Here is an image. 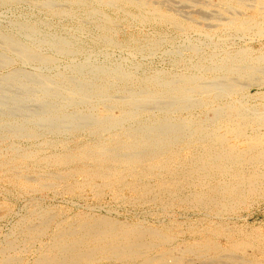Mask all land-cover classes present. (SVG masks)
I'll return each instance as SVG.
<instances>
[{
    "label": "bare ground",
    "instance_id": "bare-ground-1",
    "mask_svg": "<svg viewBox=\"0 0 264 264\" xmlns=\"http://www.w3.org/2000/svg\"><path fill=\"white\" fill-rule=\"evenodd\" d=\"M70 1H72V0H70ZM95 1L98 4L103 5V6L104 5H109V6L112 5V6H115L117 8L118 7L122 8V6H124V5H129V6L132 5L134 7H137V9L139 8L141 11H147V9L149 8V4H150L146 0H95ZM158 1H160V2H158V5H159V4L163 3L164 1H168V0H158ZM194 1H197V0H181V2H183V4L185 3L186 5H188V8L190 6L191 7H198V8H200L201 11H204L206 13H208V12L210 13V9H209L210 6L208 4V0H198L199 2H197V3H194ZM216 1H218V0H216ZM30 2H32V1H30ZM149 2L152 3L154 1H149ZM210 2H212V1L210 0ZM255 2L256 1H254V3ZM67 3H68V1H67ZM69 3H72V2H69ZM87 3H89V2L87 1ZM91 3H93V2H91ZM82 4H85V2H83ZM156 4H157V2H156ZM213 4L214 3H212V5ZM57 5H62V4H57ZM161 5L163 6L164 4H161ZM216 5L218 6V7H216L217 8V10H216L217 14L223 20L222 22L217 23V24H223L227 29L236 30V32L248 33V32L253 31V32H255L256 35H259V36L264 34V23L260 22L258 19L260 17V14L261 13L263 14V12H264V0H257V4L253 7L254 11L250 12L252 14L247 16V17H245L243 14L246 12V9L248 8L246 3H237L236 0L235 1L223 0L220 2V4L216 3ZM53 6L54 5H52L50 2L47 3V7H49L50 11L53 14L54 13L56 14L57 9L54 8ZM153 6H155V5H153ZM69 9H70V7H69ZM88 9H90V8H88ZM137 9H136V11H139ZM193 9H194V11L196 10V8H193ZM249 9H250V7L248 8V10ZM84 10H86V8ZM128 10H129V8H128ZM201 11L199 13H201ZM249 11H251V10H249ZM63 12H61V14ZM91 12H95V10H91ZM91 12H89V13L87 12L85 14L86 15L87 14H93ZM131 12H132V9H131ZM152 12H153V10H152ZM152 12L150 14H152ZM155 12H156V14H154ZM155 12L153 14L159 20L168 21V22H170L168 24L172 23V24L176 25L178 27L177 29L182 28L181 30H183V28L186 29L187 26L188 27L191 26V25L187 24V22H184L183 19L176 16L174 14V12H172L173 14L171 13V15L170 14L169 15L164 14L163 10H162L163 13L159 12L158 10ZM204 12H203V15H205ZM124 13H126V12H124ZM143 13L144 12H142V14ZM147 13H149V12H147ZM147 13H144V14H147ZM195 13H197V12H195ZM64 15H66L65 12H64ZM66 16H68V15H66ZM70 16H71V13H70ZM130 16H129V19H130ZM142 16L143 15H141V17ZM206 16H208V15H206ZM132 17L134 19V16H132ZM143 17H147V16H143ZM183 17H184V15H183ZM211 17H213V15H211ZM211 17H210V19H211ZM140 19H142V18H140ZM107 20L108 19H106V22H107ZM110 20H108V21L111 24L112 22H110ZM115 20H117V19L115 18ZM22 21H21V24L23 23ZM30 21H31V19H30ZM116 23H119V22H116ZM25 25H26V23H25ZM174 25H171V26L173 27ZM161 26H162V23H161ZM101 27H103V26H101ZM219 27H221V26H219ZM191 28H193V27H191ZM23 29H26L28 31V33H31V35L32 34L35 35V33H33V32L36 31V28L33 29V28H29V27L27 28L26 27ZM104 29L105 28H103L102 30H104ZM213 29H215V28H213ZM216 30H218V29L216 28ZM82 31H84V30H82ZM115 31H117V29ZM185 31H187V30H185ZM20 32H21V29H20ZM108 33H109V31H108ZM194 33H196V32H194ZM250 36H251V33H250ZM41 37H44V36H41ZM1 38H2V36H1ZM49 38H51V37H49ZM110 39H112V38H110ZM18 40H16L13 37H6L2 40L3 41L2 44L5 48V50H7L8 52H12V53L15 52L16 55L19 54L26 61L31 60V62H32V60L36 61L37 59H40L41 62H44V63L49 62L50 63L51 59L49 57H47V56H46L47 58L45 56H44V58L39 57L38 55H40V54H37V52H36L37 50H35L31 46L22 45L21 43H19ZM217 40H219V39H217ZM102 41H104V43H106V44L110 43V40L108 38H103ZM111 43H112V40H111ZM148 43H149V41H148ZM150 43H151V46L156 47L157 44H159V41L157 43L155 40V42H150ZM115 44H117V42ZM189 44H190V42H189ZM52 46L56 49L57 48L60 49L59 51H61L62 54H63V52H65L68 49V44H66L62 41H58V40L55 42L53 41ZM69 47H71V46H69ZM40 48H41V46H40ZM246 50H247V48H246ZM227 51H225V52H227ZM196 52H198V51H196ZM249 52H250V50H249ZM177 53H179L178 50H177ZM213 56H211V57H213ZM216 56H217V54H216ZM216 56H214V57H216ZM247 56H249V55L246 51H241V52H237V53L235 52V54H232L230 57V59L232 61L233 60L235 61V64L233 63L234 67L231 64L228 66V68L227 67L222 68L220 71H215V68L209 66L210 68L209 67L204 68L205 73L203 72L204 74H202V75H193V74L186 75L187 74L186 73L184 76H181V77L176 78V79H173V78L172 79H165V78L163 79V77L161 78L158 75V77H155V78L153 76L154 79H152V80L150 78H149L150 80H147V81H145V79L141 80L143 82H141V84L139 83L140 86H142L139 90L134 91L135 88H134L133 92H131L129 90L130 94H129V96L124 98V100L119 101V102H114V105L112 104L113 103V101H112V103H110L111 105H108V106H112V108L115 106L114 108L117 107L119 109L120 113L119 112H117V113H119L120 115L118 114L119 116L117 115V117L112 116L113 114L110 115L109 113H113V111H111V112L107 111L108 108H107V110H104V114L105 113L106 114L104 117L102 116L103 119H99V120L97 119V116H96V119H94L95 116L92 118V117L88 116L89 114L84 115L83 112H82V114L73 113V115H72L71 113H68V114L64 113L62 109L61 110L64 114H62V112L60 110H50L48 112V109H47V111H44V113H43V114H45V112L46 113L48 112L47 115L45 114V116L42 115L41 117H38V124L40 125V123H46L47 122L49 127H48V125H46V126L49 128L48 130L52 132V135H53V133H58V132L63 131V130L65 131L67 127L66 128H63V127L66 126L67 124H72V127L75 131L76 128H82V127H80L82 122H84V121L88 122V120L89 121L91 120V122H89V123H91V125L87 124L86 127L89 125L88 128L91 130L92 133H94L95 135H101V134L105 133L107 135H106L105 139H99V140L93 141L91 143H89L87 141L88 144L86 142V144H84L85 146H83L79 149H74V148L70 149V147L66 146L65 143L62 144V146L64 148L63 153H61V154H59V153L55 154L54 153V155H52L49 158L47 156V159L50 162L56 164L54 166L57 167V165H60V166L66 165L65 167H67L70 164H72L74 161L81 162V164L83 163L84 165H82V166L80 165L81 167H78L77 169H75V171H74V168L76 166L75 167L73 166L74 167L73 170L70 169L67 172V174L63 175L64 174L63 173L62 176L61 175H55V176L53 175L54 177H49V178L45 177L46 180L41 179L42 180V181H40L41 184L36 182L35 181L36 179H34V178H33L34 179L33 181L35 183H38L39 185H41V187H43V190H45L44 188H48V189H50V190L52 189V191H54L55 189L53 190V188H55L57 185H59L63 180H66L69 177L80 176L83 178V180L85 182L84 184H88L89 185L88 188L90 186H92L94 188L93 190H95V192L99 195V197H100V195L103 196V193H105L107 191H111V192L114 191L116 189V187L118 188L119 186H125L126 188H129L130 190L135 192V194L139 200H147L149 202L154 201V202L159 203L163 208H169L172 206L173 207L174 206H181L183 204L187 205V206L190 205L191 207L193 206L196 209L198 208L201 211H205L207 214L208 213L214 214V215L218 216L219 218H221L222 220H224L225 216L230 215L231 213H233V214L236 213L237 208L240 207L243 200L245 201V199H248L250 197L252 198V196H257L263 190L262 187L264 186V121H263V124H261V123H259L260 122L259 119L264 117V109L262 111L260 110L261 112H259V111H257V109L259 108V106H258V108L256 107L257 108L256 111L254 109L251 110L248 107L247 108L244 107L243 103H242L243 105H241V104L236 103L235 101L231 102L230 105H227L228 107L222 108V106H220L217 103L219 100H221L222 97H224L226 95H228V96L229 95L232 96V94L237 95L238 93L241 92V90L244 86L248 85V83L250 84L251 82L258 80L259 74L264 72V67L261 66V63L264 62V55L263 56L259 55V58H257V60L255 62H249V63L246 60ZM22 57H21V60L23 59ZM205 59L207 60V58H205ZM86 60H88V59H86ZM228 61H229V59H228ZM225 62H227V61H225ZM38 63H39V61H38ZM218 63H220V62H218ZM218 63H216V64H218ZM213 64H214V62L212 63V65ZM216 64H214V65H216ZM82 66H84V65H82ZM79 68H81V66ZM115 69H117V68H115ZM77 70L79 71L78 68H77ZM77 70H76V72H78ZM222 70L223 71L225 70V72H227V75L226 74L221 75L223 78L222 80L224 82L220 78V80L223 82V86H221L222 85V82H221L220 83L221 85L218 83L220 87H218V84L217 85L214 84V85H216L214 87L213 86V83H215L214 81H212L213 82L212 85L203 84L204 83L203 79L208 80L209 74L213 71L216 73V77H214L213 80L216 81L217 78L220 77V75H218V72H221ZM12 71H13V73L15 72L14 70H12ZM80 72L81 71H79L78 73H80ZM230 73H236L237 78L242 83H240V81L238 83L237 82L238 80L234 81L235 77L233 76L234 78H232ZM15 74L16 73H14V75L8 74L9 77H7L8 75L6 74V76H5L6 80L5 81H7V80L11 81V79H16V77L21 75V74L17 75L18 73L16 75ZM93 75H96L95 77H97L99 80L101 79L104 81V83L101 81L103 83V85L101 84L102 86H97L98 84L96 85V82L93 81L92 79H88V80L85 79V80H87L86 82H84L85 80L84 81L82 80L83 82L78 83L77 85H73L72 82H69V80L65 79L67 81V83L70 85L69 86V93H67V95L64 93L62 94V92L60 90L61 88L58 85H56V83L54 82L55 80L52 81L50 79H40L39 76H37L38 78L37 77L36 78L40 79L39 80V89H40V91H42L43 95L46 97L47 100L53 101V99H56V98L59 99V97L63 95V97L64 96L66 97V101L68 103L71 100L75 104H86L89 102H91V104H92L91 100L94 98H97L98 102L101 105H103L104 102L107 103L109 100H111L110 99V96L112 97V95L110 93L111 91L106 86L110 85V83L112 81L120 80L122 82L123 81L124 82H130L133 79L131 75L122 73L121 71H119V69L118 70H108V68H106V69H101V68L95 69V70H93ZM22 76L25 77V75H22ZM93 78H94V76H93ZM27 79H29V78L27 77ZM37 79H35L36 81L32 80V83L38 82ZM16 80H15V82H16ZM218 80H219V78H218ZM29 81H31V79H29ZM8 82L9 81H7V83ZM18 82L21 83V81H18ZM112 83H115V82H112ZM206 83L208 84V82H206ZM120 84H122V83H120ZM151 85H155V86L159 87L160 90L159 91L152 90L151 88H149V86H151ZM125 86H127V85H125ZM110 87H111V85H110ZM134 87H136V86H134ZM157 87H156V89H157ZM112 88L114 89V87H112ZM117 88H119V87H117ZM124 88H126V87H124ZM113 89H111V90H113ZM129 91H127V92L129 93ZM196 91H198L201 95V97L199 96L200 98L197 97L198 98L197 100H195V96H194V98L192 97V93L196 92ZM97 99H96V103H97ZM237 100H239V99H237ZM63 102H64V100H63ZM49 105H51V104H49ZM150 105H153V107L155 105L157 108H160L159 111L163 112L162 115L160 114L161 116L159 115L158 117H155L152 114L153 112L151 111L152 112L151 114L155 118L153 117V119H151V120L147 119V117L145 119L141 118L140 116H142V114L147 116L146 112H148V111H146V110L149 109ZM97 107H98V105H97ZM196 107H199L201 110V113H200L201 116L199 115L200 118L196 121L194 119H193V121L188 119L189 121L187 122V121H183V119L179 120L178 118L177 119L168 118V117H170L168 115V113H171L173 115L178 110H181V109L192 110ZM260 108H262V107H260ZM93 109L96 110L97 108L93 107ZM154 109H155V107H154ZM190 110H189V112H190ZM76 112H80V111H76ZM98 112H100V110ZM193 112H195V110ZM11 113H14V112L12 111ZM15 114H16V111H15ZM69 114H71V115H69ZM94 114L95 113H93V115ZM21 115H23V114H21ZM90 115H91V113H90ZM29 116L30 115H28V117ZM36 118H37V116L35 117V119ZM33 119H34V116L32 117L31 121H33ZM18 120H20V119H18ZM31 121H30V123H32ZM126 121H130V122L133 121V122H135V124L131 128H129V129L127 128L126 130L125 129L123 130L121 128V126L124 125L123 123H125ZM35 123H37V119H36ZM38 124H36V125H38ZM84 126L85 125H83V127ZM21 127H23V126H21ZM19 128H15V129H19ZM20 129L16 130V131L18 133L29 135L28 137L35 136L39 132L38 128L33 126V125L26 128V129H23V130H20ZM262 129H263V131H262ZM248 130H251V131L249 132ZM13 131H12V133H13ZM15 132H14V135L16 134ZM46 133H47V131H46ZM61 133H64V132H61ZM39 134H41V133H39ZM4 135H1L0 138L2 136L4 137ZM41 135L43 136V133ZM70 136H71V134H70ZM8 137H10V136H7V138ZM18 137H20V136L18 135ZM21 137H23V136L21 135ZM72 137H75V135ZM12 138H13V136H12ZM15 138H16V136H15ZM102 138H104V137H102ZM32 139H33V137H32ZM41 139H42V137H41ZM66 139H69V138H66ZM2 140H3V138H2ZM29 140H30V138H29ZM49 140H51V139L49 138ZM2 143H4V142H2ZM2 143L0 142V145ZM12 143L15 145L14 142H12ZM49 143H50V141H49ZM5 144H6V142H5ZM41 144H43V143H41ZM59 144H57V146ZM18 146H20V145H18ZM32 146H33V144H32ZM41 146H43V145H41ZM50 146H52V143ZM1 147H2V145H1ZM7 147H9V146L7 145ZM11 147H13V146H11ZM21 148H22V146H21ZM44 148H47V146ZM53 148H55V147H53ZM77 148H78V146H77ZM5 149H7V148H5ZM13 149H14V147H13ZM17 150H16L17 153L16 154L14 153L15 155H19V153H21V152H19L20 149L18 151ZM42 150H43V148H42ZM11 151L14 152V150H11ZM27 152H25V153H27ZM6 153H7V151H6ZM32 153H34V151ZM20 155L23 156V154H20ZM26 155H24L25 159H26ZM30 155H32V154H30ZM48 155H51V154H48ZM14 158H11V159H14ZM3 159H4V156H3ZM20 159H22V157ZM32 159H34V158H32ZM7 161H9V160L7 159ZM18 161L19 160H17V162ZM46 161L47 160L45 159V162ZM11 162H13V160ZM50 162H48L49 165H50ZM38 163H40V162H38ZM8 164H10V161ZM30 164L31 163H29V165ZM14 165H16V164H14ZM6 166H7V164H6ZM21 166L22 165H20V167ZM77 166H79V165H77ZM1 167H3V166H1ZM27 168H29V167H27ZM12 169H14V168H12ZM4 170H5V168H4ZM19 171H20V169H19ZM57 173H59V172H57ZM2 174H1V176H2ZM38 174L40 175V173H38ZM54 174H55V172H54ZM11 175H12V173H11ZM22 175H23V173H22ZM30 176H32V175H30ZM51 176H52V174H51ZM14 178H16V176ZM35 178H36V176H35ZM39 178H41V177H39ZM18 180H20V179L18 178ZM97 180L100 182V184H97ZM28 181H31V180L28 179ZM28 181L24 180V177H23V179H21L20 183H23L25 186V185H29L31 183V182L28 183ZM66 181H68V180H66ZM66 181H65V183H66ZM78 182H80V181H78ZM78 182L76 184H70V183L66 184L64 186V188L61 185L60 186L63 189H65L66 192L73 193L79 187L81 189L80 183H82V182H80V183H78ZM15 183H16V181H15ZM21 187H23V186H21ZM82 187H84V186H82ZM24 188L25 187H23V189ZM36 188H37V186H36ZM38 188H39V186H38ZM2 189H4V187H2ZM20 190H21V188H20ZM38 190L39 189H37V191ZM90 190H92V189H90ZM55 191H57V189ZM120 192H118V194H120ZM59 193H60V191H59ZM97 194H95V195H97ZM95 195H94V197L96 198ZM11 196H12V194H11ZM32 196H33V194H32ZM92 196H93V194H92ZM105 196H106V194H105ZM80 197L82 198V196H80ZM125 197H127V196H125ZM12 198H14V197H12ZM122 198H123V196H122ZM54 199H56V198H54ZM116 199H118V198H116ZM128 199H129V197H128ZM17 201H18V199H17ZM25 202H27V201H25ZM35 202H38V201H35ZM30 203H31V201H30ZM33 208H35V207H33ZM47 208H49V207H47ZM50 208H52V207H50ZM28 209H30V208H28ZM182 209H183V207H182ZM196 209L194 211H196ZM51 211L38 208L32 213L30 212L31 213L30 216L29 215H28L29 217L26 216L27 219H25V217H24L25 220L22 218L24 221L21 222V224L23 223V225H22V228H21L20 233H19L20 235L18 237H15L13 240H9L8 242H6L4 251L2 250V253L0 252L1 253L0 264H19V262L21 261V258H19L18 255L14 256L15 253H14V255L12 253L17 251L18 245L21 242H22L23 246L25 245L27 247V245H30L29 247H35L36 248L35 251L37 252V254H36V256H34V258L30 261L29 264H98V263L100 264V262L102 260H106L110 264H111V262L112 263L115 262L114 264H264V234H260V235L255 234V235L249 236L248 238L235 239V237L233 238L232 236H230L231 232L232 231L234 232V230L232 228H229L225 224H219L221 220L219 221V223L217 222L218 225L214 229H209V230H212V231H209V233H211V235L209 234L210 236H207L205 238L199 237L200 239L197 241L195 240L196 241L195 243H187L186 242L183 244V246L179 247V249L178 248L171 249L169 252L167 250H166L167 252H162V251L159 252V248H161V246L169 245V247H170V245L172 244V242H174V240L170 237L171 236L170 234H169L170 236L165 235L166 231H165V233H163L156 228L150 227L149 224H148L149 226L148 225L146 226L142 222H138V223L137 222L136 223L131 222L130 223V222H126V221H120V220L116 219L115 217H111V216H107V215H102V214L96 215V214H88V213L82 214L81 213L76 218H74V220L71 222H68L67 220H63V221L57 220L59 222L55 223V227L52 229V232H50L49 229L52 228L51 224L53 223V214ZM194 211H192V212H194ZM3 212H4V210H3ZM93 212H94V210H93ZM1 214H2V212H1ZM7 214L9 216L8 212H7ZM106 214H108V213H106ZM5 215H6V213H5ZM75 215H72V217ZM59 218L61 219V217H59ZM154 218H156V217H154ZM172 218H174V217L172 216ZM70 219H71V217H70ZM199 221H200V219H199ZM215 222L216 221H214V223ZM204 223H205V225H207L206 222H204ZM221 223H223V222H221ZM16 224H18V222ZM180 224H182V223H180ZM245 226H246V224H245ZM204 227H206V226H204ZM201 228L203 229V227H201ZM18 230H19V228H18ZM167 231L169 232L168 229H167ZM193 232L195 233V231H193ZM194 233H192V234H194ZM227 233L230 235H227ZM196 236H199V235H196ZM220 238H223L227 242L226 243L227 245H225V246L222 245L219 242ZM171 248H172V246H171ZM23 249H25V248L23 247ZM30 249H32V248H30ZM152 249L153 250L158 249V254L157 255L151 254ZM162 249H163V247H162ZM249 249H253V250L255 249V252L259 251L258 253H260L262 255L263 259L258 260V259H255L256 257H254V256H253L254 260H251L249 258L247 259L245 257L244 253H246V251ZM168 250H169V248H168ZM211 252H212V255L210 254ZM156 253H157V251H156ZM240 253H243L244 255L243 254L239 255ZM16 254H18V252ZM154 254H155V252H154ZM20 255H22V254H20Z\"/></svg>",
    "mask_w": 264,
    "mask_h": 264
},
{
    "label": "rangeland",
    "instance_id": "rangeland-1",
    "mask_svg": "<svg viewBox=\"0 0 264 264\" xmlns=\"http://www.w3.org/2000/svg\"><path fill=\"white\" fill-rule=\"evenodd\" d=\"M30 1H32L33 3ZM67 1H68V3H67ZM67 1L66 0L65 1L64 0H47V1L46 0H0V106H1L0 107V128H1L0 129V136L5 134L4 137L2 136L0 138V142L1 143L4 142L1 144L2 147L0 145V163L2 164V165L0 164V168H1L0 169V206L4 203L0 207V209L2 208L1 209L2 211L0 210V218H1L0 219V252L2 253V250L4 251L6 242H8L9 240H13L15 237H18L20 235L19 233H20V230H21L22 225H23V223L21 224V222H23L25 219H27V217H29L30 214L38 208H41L43 210L44 209L49 210V211H51L53 209L51 211L53 214V223L51 224L52 228L49 229L50 232H52V229L55 227L56 222H59L60 220L61 221L67 220L68 222H71L74 220V218H76L81 213L82 214H87V213L88 214H96V215L102 214V215L115 217L116 219H118L120 221H126V222H130V223L131 222L132 223L142 222L146 226L149 224L150 227L156 228L163 233H165V231H166L165 235H168V236L171 235L170 237L174 240V242H172L170 247H169V245L161 246V248H159V252H161V251L162 252H167V251L169 252L171 249H176V248L179 249V247L183 246V244L186 242L187 243H195L200 238H205L207 236H210L211 233H209V231H212V230H209V229H214L218 225L220 220L221 221L219 224H225L229 228H232L234 230V232L233 231L231 232V235L228 233H227V235H230L233 238L235 237V239L248 238L249 236L255 235V234L256 235L257 234L258 235L264 234V193H263L264 192V186L262 187L263 190L261 189L262 191L257 196H252V198L250 197L248 199H245V201L243 200L240 207L237 208L236 213H234V214L231 213L230 215L225 216L224 220H222L221 218H219L218 216H216L214 214L208 213L209 214L208 215L205 211H201L200 209H198V208L196 209L195 207H193V206L191 207L190 205H188L189 207L187 205H184V204L181 205L183 207V209L181 206H174V207L172 206L169 208H163L157 202H154V201L149 202L147 200H139L137 198L135 192H133L129 188H126L125 186H119L118 188L116 187V189L112 192L107 191V192L103 193L104 197L102 195H100V197H99V195L95 192V190H93L94 188L92 186H90L88 188L89 185L84 184L85 182H84L83 178L80 176L69 177L66 179L68 181L63 180L59 185H57L55 188H53V190L57 189V191H55V190L52 191V189L50 190L48 188H44L45 190H43V187H41V185H39L38 183L41 184L40 181L44 180L45 177L49 178V177H54L55 175H61L62 176L63 173H64L63 175L67 174V172L70 169L73 170V168L75 166L76 167L74 168V171L78 167H81L82 165H84L83 163L81 164V162L74 161L72 164H70L67 167H65L66 165L65 166L64 165L63 166L57 165V167H56V166H54L56 164L50 162L47 159V156L49 158L52 155H54V153L55 154L56 153L57 154L63 153L64 148H63L62 144H64V143L66 144V146L70 147V149H72V148L79 149V148L85 146L84 144H86L87 141L89 143H91V142L97 141L99 139H105L107 134L103 133L101 135H95L94 133H92L91 130L88 128V126L91 125V123H89V122H91V120L90 121L88 120V122L87 121L82 122L83 124L81 123V126H80L82 128H76L75 131L72 127V124H67L66 126L63 127V128L67 127L65 131L63 130V131L58 132L60 135L58 133H53V135H52V132L48 130L49 125L47 124V122L46 123H40L39 122L40 125L38 124V117H41L42 115L45 116V114L47 115L50 110H60L61 112L63 110L64 113H67V114L71 113L72 115H73V113L82 114V112H83L84 115L89 114L88 116H90L92 118L95 116L94 119H96V116H97V119L99 120V119H103V117L106 114V113L104 114V110H107V108H108L107 111H110V112L113 111V113H109L110 115L113 114L112 116L117 117V115L120 113L119 109L117 107H116L117 109L114 108L115 106L112 108V106H108V105H111L110 103H112V101H113L112 104L114 105V102H119V101L124 100V98L129 96L130 91L133 92L134 88H135L134 91L139 90L142 87V86H140L141 82H143L141 80H144V79H145V81L150 80V79L152 80L155 77H158V75L161 78L163 77V79L164 78L165 79H172V78L176 79V78H179L181 76H184L186 73H187L186 75H188V74L202 75L205 73L204 68H207L209 66L215 68V71H220L222 68H225V67L228 68V66L231 64L234 67L235 61L234 60L232 61L230 59V57L232 54H235V52L237 53V52H241V51H246L249 55V56H247L248 59L246 58L248 63L249 62H255L257 60V58H259V55H262V56L264 55V51H263L264 50V34L259 36V35H256L255 32H253V31L248 32V33L236 32V30L227 29L223 24H217V23L222 22L223 20L217 14V11H216L217 8L216 7H218V6L216 5V3L220 4V2L223 0H218V1L211 0L212 2H210V0H208V4L210 6V8H209L210 13L208 12L209 14L204 12V11H201L200 8H198V7H191L190 6L191 7V8L189 7L191 9L190 10L188 8V5H186L185 3L183 4V2H181V0L164 1L163 3H161V4H164L163 6L161 4H159L160 6L158 5V2H160L158 0L157 1L156 0H146L148 3H150L147 11H141L139 8L137 9V7H134L132 5H130V6L124 5V6H122V8L121 7L117 8V7L112 6V5H110V6L104 5L103 6V5L98 4L95 0H76V1L75 0H72V1L67 0ZM87 1L89 3H87ZM149 1H154V2L151 3ZM233 1H235V0H233ZM238 1L236 0L237 3H246L248 8L250 7L249 10H251V11H249L247 8L246 12L243 13L245 17L252 14L250 12L254 11L253 7L257 4V0H248L249 2L247 0H238ZM254 1H256L255 2L256 4L254 3ZM49 2L52 5H54L53 6L54 8L57 9L56 14L55 13L53 14L50 11L49 7H47V3H49ZM69 2H72V3H69ZM83 2H85L86 5L82 4ZM91 2H93V3H91ZM156 2H157V4H156ZM197 2H199V1L198 0L194 1V3H197ZM212 3H214V4L212 5ZM57 4H62V5H57ZM153 5H155V6H153ZM126 6L129 8V10ZM69 7H70V9H69ZM85 8H86V10H84ZM88 8H90V9H88ZM193 8H196V10L194 11ZM131 9H132V12H131ZM136 9L139 11H136ZM91 10H95V12H91ZM152 10H153V12H152ZM154 10L155 11L158 10L161 13L164 12V14H167V15H169V14L171 15V13L174 12V14L176 16L180 17L181 19H183L184 22H187V24H189L191 26L190 27L187 26L186 29L183 28V30H181L182 28L177 29L178 27L176 25H174L172 23L168 24V23H170L168 21L159 20L154 15V14H156V12ZM162 10H163V12H162ZM199 10L201 11V13H199L200 12ZM63 11L68 16L64 15ZM61 12H63V13L61 14ZM87 12L88 13L91 12L93 14H87L86 15L85 13H87ZM124 12H126V13H124ZM142 12H144V13L149 12V13H147V14L143 13L142 14ZM151 12H152V14H150ZM195 12H197V13H195ZM203 12L205 15H203ZM70 13H71V16H70ZM141 15L147 16V17H143V16L141 17ZM183 15H184V17H183ZM206 15H208V16H206ZM211 15H213V17H211ZM129 16H130V19H129ZM132 16H134V19ZM210 17H211V19H210ZM115 18L117 20H115ZM140 18H142V19H140ZM30 19H31V21H30ZM106 19H108V20L111 19L110 22H112V23L114 22V23L110 24L108 20L106 22ZM258 19L260 22L264 23V12H263V14L262 13L260 14V17ZM21 21L23 22L22 24H21ZM116 22H119V23H116ZM25 23H26V25H25ZM161 23H162V26H161ZM171 25H174V26L172 27ZM101 26H103V27H101ZM219 26H221L222 28ZM26 27L27 28L28 27L33 28V29L36 28V31L33 32V33H35V35L34 34L31 35V33H28V31L26 29H23ZM191 27H193V28H191ZM103 28H105V29L102 30ZM107 28L108 29L110 28V29L108 30ZM213 28H215V29H213ZM216 28L218 30H216ZM20 29H21V32H20ZM116 29H117V31H115ZM184 29L187 31H185ZM82 30H84V31H82ZM108 31H109V33H108ZM194 32H196V33H194ZM250 33H251V36H250ZM1 36L3 39L6 37H13L16 40L19 39L18 41L22 45L31 46L35 50H37L36 51L37 54L41 55V56L38 55L39 57H41V58H44V56L49 57L51 59L50 63L48 62L49 63L48 64V63L41 62L40 59H37L36 61L32 60V62H31V60L26 61L19 54L16 55L15 52L14 53L8 52L7 50H5V48L2 44L3 39L1 38ZM41 36H44V37H41ZM49 37H51V38H49ZM101 38L102 39L108 38L110 40V43L109 44L104 43V41H102ZM110 38H112V39H110ZM217 39H219V40H217ZM57 40L68 44V49L65 52H63V54L61 53V51H59L60 49H58V48L56 49L52 46L53 41L55 42ZM111 40H112V43H111ZM155 40L157 43L159 41V44H157L156 47L155 46L153 47V46H151L150 42H155ZM148 41H149V43H148ZM116 42H117V44H115ZM189 42H190V44H189ZM40 46H41V48H40ZM69 46H71V47H69ZM246 48H247V50H246ZM177 50L179 53H177ZM249 50H250V52H249ZM196 51H198V52H196ZM225 51H227L228 53ZM216 54H217V56H216ZM213 55L216 57H214ZM211 56H213V57H211ZM21 57L23 58L22 60H21ZM205 58H207V60ZM86 59H88V60H86ZM228 59H229V61H228ZM38 61H39V63H38ZM225 61H227V62H225ZM213 62H214V64H216L218 62H220V63H218L216 65H214V64L212 65ZM263 63H261L262 67H264ZM82 65H84V66H82ZM80 66L82 69L79 68ZM91 67L92 68L94 67V68L92 69ZM77 68L79 69V71H81L80 73H78L79 71L77 70ZM100 68L101 69L108 68V70H118L119 69V71H121L122 73L129 74L133 78L132 81H130V82H124L123 81L124 83L120 80H114L112 82H115V83H112V82L110 83L111 87H110V85L106 86L111 91L110 93H111L112 97L114 96L113 98L110 96L111 100H109L110 102L108 101L109 103L104 102V104L101 105L98 102L97 98H94L91 100L92 104H91V102L86 103V104H75L71 100L68 103L66 101V97L65 96L63 97V95L60 96L59 99L58 98L53 99V101L47 100L46 97L43 95L42 91H40V89H39V80L40 79H50L52 81L55 80L54 82L56 83V85H58L61 88L60 90H61L62 94L64 93L66 95H67V93H69V86L70 85L67 83V81L65 79L69 80V82H72L73 85H77L78 83L83 82L85 79H87V80L92 79L93 81L96 82V85L98 84L97 86H102L104 81L101 79L99 80L97 77H95L96 75H93V70L100 69ZM115 68H117V69H115ZM75 69L78 72H76ZM12 70L15 71L14 73H16V74L18 73L17 75H19V74H21V75L16 77L17 80L16 79H11V81L7 80V81H9L7 83V81H5L6 80L5 76H6V74L7 75L8 74L14 75ZM225 74L227 75V72H225V70L218 72V75H220V77H218L219 80L217 78V80L215 81L213 79H214V77H216V73L213 71L209 74L208 80L203 79V82H204L203 84L212 85V83H213L212 81H214L215 83H213V86L215 87L218 83L220 84L223 81L222 80L223 78L221 75H225ZM22 75H25V77H23ZM230 75L232 78L235 77L236 79L234 78V81L238 80L237 82L239 83L240 80L237 78L236 73H230ZM37 76H39L40 79H37L38 78ZM93 76H94V78H93ZM153 76H154V78H153ZM7 77H9V75ZM27 77L29 79H31V81H29V79H27ZM220 78L222 81L220 80ZM35 79H37L38 82L32 83V80L36 81ZM15 80H16V82H15ZM87 80H85L84 82H86ZM18 81H21V83ZM205 81L208 82V84ZM263 81H264V72L259 74L258 80L251 82L250 84L248 83V85L244 86L243 87L244 89L242 88V90L240 92L241 94L240 93H238L237 95L232 94V96L226 95V96L222 97L221 100H219L217 104H219L220 106H222V108H224V107H228L227 105H230L231 102L235 101L236 103L241 104V105L244 104L243 105L244 107H246V108L248 107L251 110L254 109L255 111L258 108V106H259V108L262 107L260 109L259 108L257 109V111L261 112L264 109L263 108L264 107V82ZM223 82H222V85L220 84L221 86H223ZM120 83H122V84H120ZM240 83H242V82L240 81ZM214 84H216V85H214ZM219 84H218V87H220ZM125 85H127V86H125ZM134 86H136V87H134ZM112 87H114V89ZM117 87H119L120 89ZM124 87H126L127 89ZM156 87L157 86H155V85L149 86V88H151L152 90L159 91L160 90L159 87H157V89H156ZM111 89H113V90H111ZM127 91H129V93ZM198 93H199L198 91L192 93V97L194 98V96H195V100H197L198 98L201 97L200 93L199 94ZM96 99H97V103H96ZM237 99H239V100H237ZM63 100H64V102H63ZM49 104H51V105H49ZM97 105H98V107H97ZM93 107L97 108V109L94 110ZM154 107H155V109H154ZM154 107H153V105H150L149 109L146 110V111H148V112H146L147 116L142 114V116H140V117L144 118V119L147 117V119L151 120V119H153L154 116L158 117L160 114L162 115L163 112L159 111L160 108H157L155 105H154ZM47 109H48V112L47 113L45 112V114H43L44 111H47ZM99 110H100V112H98ZM189 110L188 109H181V110H178L173 115L171 113H168V115L170 116L168 118H171V119H177L178 118L179 120L183 119V121H187V122L189 121L188 119H190L191 121H193V119H194L196 121L200 118L201 110L199 107H196V108L190 110V112H189ZM194 110H195V112H193ZM12 111L14 113H11ZM15 111H16V114H15ZM76 111H80V112H76ZM63 112H62V114H64ZM117 112H119V113H117ZM90 113H91V115H90ZM93 113H95V114L93 115ZM21 114H23V115H21ZM71 114H69V115H71ZM28 115H30V116L28 117ZM33 116H34V119L37 116V118H36L37 123H35L36 119L35 120L33 119V121H31ZM18 119H20V120H18ZM30 121L32 123H30ZM259 121H260L259 123L263 124L264 117L260 118ZM31 124L33 126L37 127L39 130V132L35 136L28 137L29 135L18 133L16 131V130H19L20 128H21L20 130L26 129V128L32 126ZM36 124H38V125H36ZM87 124H89V125L86 127ZM123 124L124 125H122L121 128L123 130L124 129L126 130L127 128L128 129L131 128L135 124V122L126 121ZM46 125H48V127ZM83 125H85V126L83 127ZM21 126H23V127H21ZM15 128H19V129H15ZM12 131H13V133H12ZM46 131H47V133H46ZM248 131L250 132L251 130H248ZM262 131H263V129H262ZM14 132L16 133L15 135H14ZM61 132H64V133H61ZM71 132L75 135V137H72L74 135ZM39 133H41V134L43 133V136ZM20 134L23 137H21ZM70 134H71V136H70ZM11 135L13 136V138ZM18 135L20 137H18ZM7 136H10V137L7 138ZM15 136L17 139L15 138ZM40 136L42 137V139ZM32 137H33V139H32ZM65 137L69 138V139H66ZM102 137H104V138H102ZM2 138L4 141L2 140ZM29 138H30V140H29ZM49 138L51 140H49ZM49 141H50V143H49ZM5 142H6V144H5ZM12 142H14L15 145ZM88 142H87V144H88ZM41 143H43V144H41ZM51 143H52V146H50ZM32 144H33V146H32ZM57 144H59L58 145L59 147L57 146ZM7 145L9 147H7ZM18 145H20V146H18ZM41 145H43V146H41ZM11 146H13L14 149ZM21 146H22V148H21ZM46 146H47V148H44ZM77 146H78V148H77ZM41 147L43 148V150ZM53 147H55V148H53ZM5 148H7V149H5ZM17 149L21 150V151L19 150V152H21V153H19V155H15L17 153L16 152ZM11 150H14V152ZM6 151L9 155L6 153ZM31 151L32 152L34 151V153H32ZM25 152H27V153H25ZM20 154H23V156ZM30 154H32V155H30ZM48 154H51V155H48ZM24 155H26V159L28 161L25 159ZM3 156H4V159H3ZM20 156L22 157V159H20L21 158ZM6 158L10 161V164H8L9 161H7ZM11 158H14L15 160L11 159ZM32 158H34V159H32ZM45 159L47 160L46 162H45ZM12 160H13V162H11ZM17 160H19V161L17 162ZM38 162H40V163H38ZM48 162H50V165ZM29 163H31V164L29 165ZM6 164L8 167L6 166ZM14 164H16V165H14ZM20 165L23 166V167L21 166L23 169L20 167ZM77 165H79V166H77ZM1 166H3V167H1ZM27 167H29V168H27ZM4 168H5V170H4ZM12 168H14V169H12ZM19 169H20V171H19ZM54 172H55V174H54ZM57 172H59V173H57ZM11 173H12V175H11ZM22 173H23V175H22ZM38 173H40V175ZM1 174H2V176H1ZM51 174H52V176H51ZM30 175H32V176H30ZM15 176H16V178H14ZM35 176H36V178H35ZM17 177L20 180H18ZM23 177H24V180H27V181H28V179L31 180V181H28V183L31 182L29 184L30 186L29 185L24 186L23 183H20L21 179H23ZM39 177H41V178H39ZM33 178L36 179L35 181L38 183H35L33 181L34 180ZM15 181H16V183H15ZM65 181H66V183H65ZM78 181H80L82 183H80ZM77 182L81 184V189L79 187L73 193L66 192V190L63 189L66 184H69V183L70 184H76ZM97 184H100V182L98 180H97ZM21 186H23L25 188L23 189V187H21ZM36 186H37V188H36ZM38 186H39V188H38ZM82 186H84V187H82ZM2 187H4V189H2ZM20 188H21V190H20ZM37 189H39V190L37 191ZM90 189H92V190H90ZM59 191H60V193H59ZM118 192H120V194H118ZM11 194H12V196H11ZM32 194H33V196H32ZM78 194L80 196H82V198ZM92 194H93V196H92ZM95 194H97V195H95ZM105 194H106V196H105ZM115 194L116 195L118 194V195L116 196ZM94 195L96 196V198L94 197ZM122 196H123V198H122ZM125 196H127V197H125ZM12 197H14V198H12ZM128 197H129V199H128ZM54 198H56V199H54ZM116 198H118V199H116ZM17 199H18V201H17ZM25 201H27V202H25ZM30 201H31V203H30ZM35 201H38V202H35ZM3 207L4 208L6 207L5 208L6 210ZM33 207H35V208H33ZM47 207H49V208H47ZM50 207H52V208H50ZM28 208H30V209H28ZM194 208L196 209V211H194L195 210ZM3 210H4V212H3ZM93 210H94V212H93ZM192 211H194V212H192ZM1 212L3 215L1 214ZM7 212L9 213V216H8ZM5 213H6V215H5ZM106 213H108V214H106ZM72 215H75V216L72 217ZM172 216L174 218H172ZM24 217H25V219H24ZM59 217H61V219ZM70 217H71V219H70ZM154 217H156V218H154ZM198 218L200 219V221ZM57 220H59V221H57ZM16 221L18 222V224H16L17 223ZM214 221H216V222L214 223ZM204 222H206L207 225H205ZM221 222H223V223H221ZM180 223H182V224H180ZM245 224H246V226H245ZM204 226H206V227H204ZM201 227H203V229ZM18 228H19V230H18ZM167 229L169 230V232L167 231ZM193 231H195V233ZM192 233H194V234H192ZM196 235H199V236H196ZM219 242L224 246L227 245L226 244L227 242L223 238H220ZM29 246L30 245H27V247L25 245L23 246V244L21 242L18 245L17 251L12 253L13 255L15 253L14 256L18 255V257L21 258V261L19 262V264H29L30 261L34 258V256H36V254H37V252L35 251L36 248L35 247H29ZM171 246H172V248H171ZM23 247L25 249H23ZM162 247H163V249H162ZM30 248H32V249H30ZM168 248H169V250H168ZM156 251H157V253H156ZM17 252H18V254H16ZM154 252H155V254H154ZM258 252L259 251L255 252V249L254 250L249 249L244 254H245V257L247 259L249 258L251 260H254V257H256L255 259L262 260L263 259L262 255ZM1 253H0V258H1ZM20 254H22L23 256ZM151 254L157 255L158 249H154V250L152 249ZM210 254L212 255V252ZM242 254L243 253H240L239 255H242ZM114 263L111 262V264H114ZM100 264H110V263H108L106 260H102L100 262Z\"/></svg>",
    "mask_w": 264,
    "mask_h": 264
}]
</instances>
